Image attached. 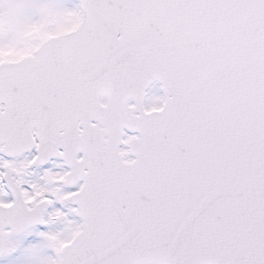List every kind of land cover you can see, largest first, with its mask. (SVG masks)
Here are the masks:
<instances>
[{
  "label": "snow or ice",
  "instance_id": "obj_1",
  "mask_svg": "<svg viewBox=\"0 0 264 264\" xmlns=\"http://www.w3.org/2000/svg\"><path fill=\"white\" fill-rule=\"evenodd\" d=\"M0 264H264V0H0Z\"/></svg>",
  "mask_w": 264,
  "mask_h": 264
}]
</instances>
